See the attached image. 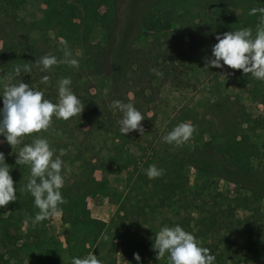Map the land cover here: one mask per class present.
<instances>
[{
  "label": "trees",
  "instance_id": "16d2710c",
  "mask_svg": "<svg viewBox=\"0 0 264 264\" xmlns=\"http://www.w3.org/2000/svg\"><path fill=\"white\" fill-rule=\"evenodd\" d=\"M41 1L42 16L26 20L17 13L28 0H0V94L4 83L22 81L56 103L58 81L71 77V89L85 107L69 120L53 117L46 132L33 134L48 139L55 155L65 152L64 241L49 234V218L33 223L39 209L25 188L30 168L16 164L22 144L14 151L0 137V152L18 189L8 215L0 217V264H72L73 257L91 252L103 264H117L118 250L129 264H137L134 253L141 262L157 260L155 232L176 225L210 249L214 264H264V81L226 65L206 67L205 61L218 34L251 28L255 35L260 13L249 12L264 8V0H235L233 7L212 6L209 0H125L124 7L123 0H85L81 6ZM164 6L176 27L142 43L144 19ZM99 32L103 45L95 43ZM65 48L78 68L58 63L42 72L35 63L45 55L63 60ZM167 87L193 96L162 126L157 115ZM113 100L132 103L143 114V136L120 132L122 114L112 108ZM250 101L262 106L260 114L250 109ZM181 122H191L197 141L191 146L164 142ZM232 139H239L243 153ZM31 142V136L23 140ZM153 164L164 174L149 179L145 169ZM114 176H122L120 183ZM217 178L248 194L244 221L238 199L216 189ZM89 196L116 205L109 222L92 216ZM161 259L168 264L167 256Z\"/></svg>",
  "mask_w": 264,
  "mask_h": 264
},
{
  "label": "clouds",
  "instance_id": "9594fccd",
  "mask_svg": "<svg viewBox=\"0 0 264 264\" xmlns=\"http://www.w3.org/2000/svg\"><path fill=\"white\" fill-rule=\"evenodd\" d=\"M260 13V22L256 26L255 35L251 28H242L218 34L217 43L212 46L211 57H206V67L242 70L244 74H251L255 79L264 81V8H252L249 15ZM72 52L65 48L63 60L54 55H45L35 63L41 66L42 72H48L58 63H66L75 68L79 61L72 58ZM156 75L163 76L162 72L153 70ZM17 75L20 68L15 69ZM43 82L49 76L42 77ZM71 77H64L58 81V101L53 103L44 97V92L29 86L24 82L18 84L4 83L3 107L0 108V137L15 151L19 149L16 164L27 165L30 176L25 186L34 198V206L39 209L35 214L33 223L41 222L50 217H59L63 213L60 205L66 203L62 196L65 176L68 171L61 157L65 155L60 150L55 155L48 139L33 135L47 131L53 117L69 120L80 115L85 105L71 89ZM131 95V94H130ZM112 108L122 114L119 121L120 132L124 135L139 131L143 136V114L132 103L120 100L112 101ZM195 131L191 122H181L162 137L163 141L176 146L189 141ZM31 136V143H23L25 137ZM11 168L6 162L5 154L0 152V208L6 207L10 202H15L18 189L10 174ZM164 174V170L150 165L145 169L149 179H155ZM153 249L157 252V259L167 256L168 264H214L215 255L210 254V249L200 245L193 234L185 231L180 225L174 227L163 226L155 232ZM137 264H141L139 253H134ZM72 264H103L93 252L84 257H73Z\"/></svg>",
  "mask_w": 264,
  "mask_h": 264
},
{
  "label": "rangeland",
  "instance_id": "374dc122",
  "mask_svg": "<svg viewBox=\"0 0 264 264\" xmlns=\"http://www.w3.org/2000/svg\"><path fill=\"white\" fill-rule=\"evenodd\" d=\"M77 5H82L85 0H69ZM212 6L223 5L228 7H233L235 0H209ZM125 5V0H123L122 7ZM18 10V17L20 19L24 18L26 20H34L42 16V9L45 6L42 4L41 0H28L26 6H23ZM176 27L175 16L173 15L172 11L168 8V6L160 7L157 9L151 10L142 24V30L140 35L141 42L149 41L155 34H160L162 32L171 30ZM52 37H54V33H50ZM95 43L99 45L104 44V35L102 32H99L95 37ZM192 94L190 93H181L174 88L167 87L163 94V106L161 107L160 112L157 115L158 124L165 126L173 117L175 108L180 105V103L190 102L192 99ZM250 109L255 114H260L262 111V106L255 104L253 102H247ZM3 107V98H0V108ZM215 109L211 110V113L215 114ZM216 115V114H215ZM219 121V118H216ZM195 132V131H194ZM197 141V138L194 136L187 141L186 143L182 144V146H191L193 143ZM239 139H232L231 145L236 148L237 151H242V146L239 144ZM260 141H264V136L261 135ZM181 146V145H179ZM264 151V149H263ZM261 166H264V155L261 160ZM11 174V173H10ZM191 180H193L196 176V171L191 169L190 172ZM14 187L16 183V176L11 174ZM96 177L100 178V172L96 173ZM122 176H114V180L117 183H120ZM215 187L217 190L227 193L232 197L238 199L241 207L239 209V216L241 220L244 221L245 217L250 213L246 211V205L248 204V194L242 191L237 185L232 184L224 179L217 178L215 180ZM88 207L91 211V214L95 218H100L106 222H109L113 215L117 211L116 205L110 202V200L103 196H96L92 197L89 196L88 199ZM262 211L264 212V206L261 207ZM32 209V207H26V211ZM10 211L9 204L4 207L0 208V217H5L8 215ZM25 225V224H24ZM48 231L50 235H53L62 241H64V229L65 225L62 220V215L59 217H50L48 223ZM117 264H129L127 257L123 254L122 250L117 251ZM161 260H150L147 262L142 261L141 264H161Z\"/></svg>",
  "mask_w": 264,
  "mask_h": 264
}]
</instances>
